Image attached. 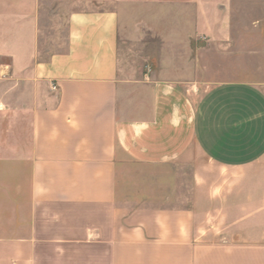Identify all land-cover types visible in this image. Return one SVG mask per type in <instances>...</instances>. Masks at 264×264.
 I'll list each match as a JSON object with an SVG mask.
<instances>
[{
  "label": "crops",
  "instance_id": "0c3cea01",
  "mask_svg": "<svg viewBox=\"0 0 264 264\" xmlns=\"http://www.w3.org/2000/svg\"><path fill=\"white\" fill-rule=\"evenodd\" d=\"M44 1L0 0V264H264V81L125 31L216 0H91L39 60Z\"/></svg>",
  "mask_w": 264,
  "mask_h": 264
},
{
  "label": "rangeland",
  "instance_id": "374dc122",
  "mask_svg": "<svg viewBox=\"0 0 264 264\" xmlns=\"http://www.w3.org/2000/svg\"><path fill=\"white\" fill-rule=\"evenodd\" d=\"M86 1L89 2L44 1L39 60H47L52 54L66 50V17L72 11L116 7ZM169 8L164 7V14L158 19L154 15L153 19L145 20L142 15L128 14L126 33L135 35V39L143 38L142 44L133 47L143 50L152 46L157 54L166 47L168 36L174 31L188 30L194 34L196 42L191 57L206 66L200 69L201 77L212 82L264 81V0H216L211 4L189 6V11L196 16L201 13L208 17L195 21L171 20ZM148 66L146 60L141 70L149 71Z\"/></svg>",
  "mask_w": 264,
  "mask_h": 264
},
{
  "label": "built area",
  "instance_id": "2783aa9c",
  "mask_svg": "<svg viewBox=\"0 0 264 264\" xmlns=\"http://www.w3.org/2000/svg\"><path fill=\"white\" fill-rule=\"evenodd\" d=\"M52 89H53V90H56V89H57V87H56L55 85H53V86H52Z\"/></svg>",
  "mask_w": 264,
  "mask_h": 264
}]
</instances>
